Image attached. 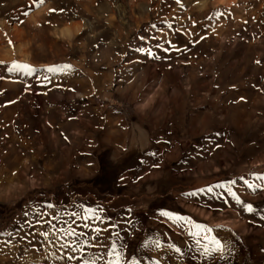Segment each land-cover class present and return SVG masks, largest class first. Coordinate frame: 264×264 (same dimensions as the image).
Here are the masks:
<instances>
[{"label": "rangeland", "instance_id": "obj_1", "mask_svg": "<svg viewBox=\"0 0 264 264\" xmlns=\"http://www.w3.org/2000/svg\"><path fill=\"white\" fill-rule=\"evenodd\" d=\"M258 177L264 0H0V264H264Z\"/></svg>", "mask_w": 264, "mask_h": 264}, {"label": "snow or ice", "instance_id": "obj_2", "mask_svg": "<svg viewBox=\"0 0 264 264\" xmlns=\"http://www.w3.org/2000/svg\"><path fill=\"white\" fill-rule=\"evenodd\" d=\"M44 2V0H39V3L42 4ZM70 67V66H68ZM8 71L9 72H24V73H31L34 71V69L30 66V65H27V64H20V63H13L9 68H8ZM48 71H56V69L54 68H49ZM257 179H264V177H258ZM233 183H235L233 181ZM223 185H220V187H222ZM250 188L253 187V185L249 184L248 185ZM209 192L212 191L211 188L208 189ZM229 191H231L229 189ZM233 195H235L233 193ZM49 207H51V205H49ZM246 210L249 211V212H252L254 211L253 209V206L251 204H248L246 206ZM94 215V213H93ZM164 215H169L168 213H164ZM171 219H174V220H177V221H180V220H183L184 218L182 217H171ZM189 223H191V221H189ZM196 228L198 229H201L202 231H205V232H210L211 229H208V228H204L203 226L201 225H195ZM65 232V234H75L72 230H69V229H65L63 230ZM194 236H198L200 235V232H195L193 233ZM199 242V241H198ZM211 243L215 246L214 248H208V247H205L204 248V254L205 255H208L210 254V252L212 251H222V248L223 246L221 245L220 241L216 240L215 238L212 239ZM159 246V245H157ZM177 251H179V249H176ZM109 255H111L113 257L112 260H110L108 262V264H126V261H124V258L121 256L120 254V251L119 249L117 248L116 244L113 243L112 245V248H111V252L109 253ZM69 259H72V257H69ZM84 264H95V260H92V261H89V260H85ZM133 264H136V262H133Z\"/></svg>", "mask_w": 264, "mask_h": 264}, {"label": "bare ground", "instance_id": "obj_3", "mask_svg": "<svg viewBox=\"0 0 264 264\" xmlns=\"http://www.w3.org/2000/svg\"><path fill=\"white\" fill-rule=\"evenodd\" d=\"M193 14H194V13H193ZM72 25H73V24H72ZM72 25H71V26H72ZM69 27H70V26H69ZM70 28H71V27H70ZM64 30H65V29H64ZM68 30H69V29H68ZM68 30H67V31H68ZM71 30H72V29H71ZM16 33H17V32H16ZM14 36H15V35H14ZM7 44H8V43H7ZM137 130L140 131L139 129H137ZM61 261H62V260H61Z\"/></svg>", "mask_w": 264, "mask_h": 264}]
</instances>
